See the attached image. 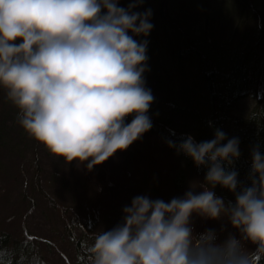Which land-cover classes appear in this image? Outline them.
<instances>
[{"label":"clouds","instance_id":"1","mask_svg":"<svg viewBox=\"0 0 264 264\" xmlns=\"http://www.w3.org/2000/svg\"><path fill=\"white\" fill-rule=\"evenodd\" d=\"M144 0H0V90L24 133L65 165L88 171L152 127L145 86L152 10ZM137 37H144L139 40ZM130 119V122H128ZM169 148L206 168L183 197L136 196L110 230L91 232L88 264H255L264 257V154L251 150L247 182L234 168L239 139L214 130ZM235 197L227 203L214 189ZM227 219L236 235L195 233L192 217ZM254 246V251L245 245Z\"/></svg>","mask_w":264,"mask_h":264},{"label":"trees","instance_id":"2","mask_svg":"<svg viewBox=\"0 0 264 264\" xmlns=\"http://www.w3.org/2000/svg\"><path fill=\"white\" fill-rule=\"evenodd\" d=\"M128 3L129 0H120L121 7L126 8ZM147 9L152 10L154 27L146 38L148 71L144 78L146 88L154 96L148 113L153 127L141 141L151 138L163 163L177 166V169L172 165L163 170L165 179L170 177L168 171L174 172L170 184L181 193L190 178L189 172L190 175H198L203 183L207 169L197 168L190 158L169 148L167 141L179 143L189 135L197 143L211 140L218 128L228 138L239 139L240 157L234 168L239 181L246 183L252 148L258 146L264 154V0H144L135 10L142 13ZM248 101L252 102L250 108L246 107ZM0 106L1 175L7 169L2 163L3 158H13L29 166L34 173L32 184H29L31 191L42 193V198L53 210L60 206L68 218L71 216L70 220L58 218L62 231L42 227L38 232L44 236L39 235L40 238L35 239L23 222L17 227L0 226V264H53L50 252L55 246L52 240L57 236L61 240L64 236L73 240L75 260L72 264H88L87 247L91 243V232H95L98 226L89 197L79 207L75 204V199L84 191L70 188L79 181L72 177H69L70 181L64 178L62 169L67 172L73 170L75 163L65 165L62 160L55 162L57 159L53 157L51 163L57 169L53 174L51 169L48 171L53 175L52 179H60L66 195L72 200L70 204L56 202L44 194L39 172L51 155L20 128L17 110L3 90H0ZM152 142L146 141V144L152 145ZM130 147L134 150L135 143ZM26 154L31 155L29 160L25 159ZM161 160H157L156 165L149 164L152 168L162 169ZM113 165L124 167L118 161ZM17 173L21 175L19 170ZM145 182L151 185L149 177ZM80 186L83 188L81 183ZM214 191L226 203L234 202V195L227 189L217 186ZM17 194H21L18 198L21 205L25 203L19 215L27 218L28 212H25L34 207L32 193L19 189ZM78 208H81L80 216L73 213ZM198 225V216L194 215L192 226L195 233L212 229L223 240L215 223L212 225L215 227L202 231L196 229ZM76 228L79 236L75 235ZM103 228L109 229L107 226ZM17 230L22 233H16ZM255 264H264V257H259Z\"/></svg>","mask_w":264,"mask_h":264},{"label":"rangeland","instance_id":"3","mask_svg":"<svg viewBox=\"0 0 264 264\" xmlns=\"http://www.w3.org/2000/svg\"><path fill=\"white\" fill-rule=\"evenodd\" d=\"M251 106L252 102L248 101L246 107L250 108ZM1 107L2 106H0V108ZM146 141L152 142V139L148 137ZM146 141L142 142L141 139L136 141L134 150L129 147L124 152H118L113 158H110L91 171H88L86 166H81L80 168L76 166L75 169L68 170V172L64 171L62 168L59 169L60 172L61 169L62 172H64L65 180L70 181L69 177H72V179L74 178L76 181H79L70 188L72 189L75 187V190L84 191L79 195V198L77 197V199H75V204H77L78 207L80 203L87 202L89 197L91 203L90 208L95 211V220L98 226L97 228L95 226V231H100V228L105 231L110 230L111 227L113 228L120 223L123 218V208L130 205L132 199L136 196H147L151 199L170 201L173 197H183L184 193L189 190V186L193 182L202 183L198 175H190L189 172L190 178L188 182H185L186 185L180 191L181 193H178L170 184L174 172L168 171L170 177L167 179H165L164 172L165 169L172 165L175 169H177V166L171 163L164 164L159 152L155 150V144L152 142V145H149L146 144ZM30 154H26L27 158L25 159L29 160L31 158ZM52 159L53 157L50 156L49 162L47 163L45 161L47 165H43L44 169L39 172V182L42 186V191L56 202L70 204L69 202L71 199L66 195L64 186L60 184V179L57 181L54 177V180L52 179V174L57 169L56 166L52 165ZM157 160H161L162 169L152 168V165L149 164L156 165ZM116 161L122 163L124 167L113 165ZM55 162H58V159ZM2 163L7 169L6 173L3 170V175H1L2 170H0V226L4 227L8 225V228L11 226L17 227L19 223L23 222L29 234H31L30 236L34 237V239L40 238L39 235H43L38 232L42 227H51L61 229L62 231V224L59 222L60 220H58V218L67 219L68 214H65L60 206L59 209L53 210L52 207H49V203L44 200L45 198H42V193L31 191L29 184H32V178L34 176L32 168L23 165L22 162L20 163L13 158H10V160L3 158ZM11 163L13 164L10 165ZM146 165L148 166L146 167ZM49 169H51L52 174L48 173ZM18 170L21 172V175H18ZM148 177L150 178L151 185L145 182V179ZM1 178H4L6 182L5 180H1ZM80 183L83 188L80 186ZM19 189L21 191L25 190L26 193L31 192L32 198L34 199L33 209L26 211L25 208V214L28 212V215L26 214V217L28 216L27 218L19 215V213L23 211V206L25 205L23 202L22 206L21 200L18 199L21 196V194H17L19 193ZM86 192H88V196ZM15 206L18 208L16 209ZM80 209L81 208H78L77 211H73V213H77L78 216H80ZM15 213H17V215H15ZM70 218L68 219L70 220ZM198 219L199 225L196 229L198 228L200 231L205 230V228L207 229V227L210 228V226L215 227L212 226L215 223V225L219 227L218 232L221 238L225 239L229 233L239 238V233L232 229L227 219L213 221L205 220L199 216ZM105 226L109 227V229L103 228ZM20 232V230H17L16 233L21 234L22 232ZM74 232L76 236L80 235L78 233V228H76ZM52 241L55 244L53 247L54 250L52 249L50 252L52 253L50 257L52 258L53 264H72L75 260L73 240L68 236H64L61 240L59 236H57ZM245 246L249 250H255L254 246L250 243ZM258 258H256V260Z\"/></svg>","mask_w":264,"mask_h":264}]
</instances>
